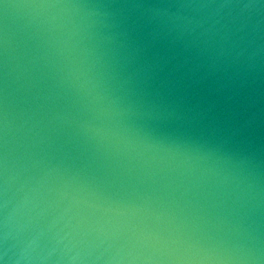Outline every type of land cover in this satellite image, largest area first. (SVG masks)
Segmentation results:
<instances>
[{"label": "clouds", "instance_id": "obj_1", "mask_svg": "<svg viewBox=\"0 0 264 264\" xmlns=\"http://www.w3.org/2000/svg\"><path fill=\"white\" fill-rule=\"evenodd\" d=\"M66 7L95 10L87 28L104 30L118 94L93 99L120 119L106 132L72 110L98 87L60 63L80 27L65 40L38 28L17 45L23 135L10 148L0 38V264H264V0ZM155 165L224 175L231 202L160 183Z\"/></svg>", "mask_w": 264, "mask_h": 264}, {"label": "water", "instance_id": "obj_2", "mask_svg": "<svg viewBox=\"0 0 264 264\" xmlns=\"http://www.w3.org/2000/svg\"><path fill=\"white\" fill-rule=\"evenodd\" d=\"M102 0H0V38L5 34L9 39L8 51V83H9V112L13 128L9 133L10 148H12L23 135L19 131L22 123L20 107L14 103L18 98L15 89L18 86L17 76L19 75L18 59L20 52L17 47L21 36L25 32L40 29H51L50 35L59 40L68 38L70 32L79 26L81 31L68 41L70 55L67 60H60L62 64H69L72 69L86 72L90 77H94L98 82V87L93 91L87 100L77 102L73 106V112L78 118L90 121L95 127L110 132L120 119L115 114V110L109 104V99H93L115 92L116 82L112 81L106 85L108 75V45L104 42V30L97 23L91 28L87 25L93 21H98V17L91 8L66 7L73 4H94ZM10 7L5 9L4 5ZM42 5H56L55 7H42ZM103 55V59L97 60ZM3 53L0 49V87L3 78ZM107 87V92L105 88ZM74 97L69 93L67 100L62 101V105L72 104ZM91 101V103H90ZM168 165H155L156 176L154 179L160 183L175 182L177 187L182 189L185 185L197 184L205 191H216L228 193V202H231L232 189L234 184L225 180L224 175L202 176L199 172L170 171ZM264 197V191L261 193Z\"/></svg>", "mask_w": 264, "mask_h": 264}]
</instances>
